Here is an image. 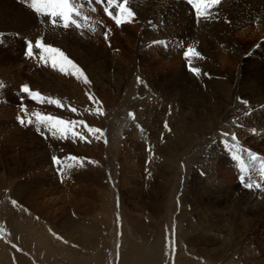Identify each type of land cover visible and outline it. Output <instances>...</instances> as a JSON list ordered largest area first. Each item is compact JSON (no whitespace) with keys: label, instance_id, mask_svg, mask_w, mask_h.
<instances>
[{"label":"rangeland","instance_id":"rangeland-1","mask_svg":"<svg viewBox=\"0 0 264 264\" xmlns=\"http://www.w3.org/2000/svg\"><path fill=\"white\" fill-rule=\"evenodd\" d=\"M9 1L25 12L32 13L31 15L39 22V25L24 30L22 27L15 28L14 23L7 27L4 22L0 23V28L2 27V30L0 29V36L2 37L0 66L3 67L1 69L3 72L0 70V77L14 88L25 84L35 93H39L36 100L23 101L28 109V116H31L32 113L41 115L49 113L67 121H77V124L71 126L70 131L66 133L68 138L65 139L59 138V135L51 138L50 129L45 130L44 128V135L42 128L38 131L36 127H30L27 123H25V127L29 129V132L35 130L33 137L32 135L27 136L18 146H6V142L0 139L2 146L0 147V239L5 245L25 258L21 262L15 257L7 260L3 258L4 252H0V264H122L124 252L129 249H136L133 257L135 261L131 264H176L179 256L178 245L183 239L185 240V237H182L185 233L184 227L191 216L192 219H195L194 216L196 217L197 211L194 210L192 200L196 201L202 196V186L207 176L216 179L225 178L220 175L223 167L220 159L225 157L228 160V157L221 152L222 144L217 136L231 133L230 137H235L236 127L232 123L235 124V121L236 126H238V119L233 117L216 127L213 132L207 133L203 131L207 127L203 121L199 120L200 122L194 121L192 123V118H189L186 120L181 135L182 139L177 142L178 144L176 143L175 150L166 148L167 139L164 137L158 139L159 137L152 134L150 127H148L152 119H154V124L156 121L159 123V118L155 116H157L156 111H160L159 108L162 105L159 100L152 99L153 96L149 94L155 89L141 90L149 75L146 78L140 71H133V74L129 72L123 77L122 88L119 95H116L110 85H102V77L98 74L92 77L81 70L77 72V75H80V79H77L76 75L73 77V74L67 70L62 72L60 65L63 64V61L58 54H56L58 66L55 68L52 67V55L43 61H35L28 56H23V43L18 37L42 38L45 45L49 44L60 49L65 57L71 56V53L74 55L73 51L78 49V43H81L79 35L91 40L90 37H87L91 26L85 24L88 21H83V28L81 29L71 27L73 28L71 30L70 27H53L48 22L47 16H39L18 1ZM11 12L13 13V11ZM4 15L5 12L1 13L0 17L2 18ZM123 15L128 17L126 14ZM80 16L82 19L85 18L83 15ZM96 22L110 29L116 37L123 38L121 26L114 25L115 22L113 25ZM65 31L66 33H64ZM103 31L107 33L104 29ZM103 38L105 45L111 44L109 38ZM87 39L84 41L90 42ZM148 40L150 39L144 41L143 49L146 45L150 47V43H152L150 45L154 44L153 41ZM56 42L58 43L56 44ZM136 43L137 41H135ZM152 48L158 53L161 50L155 45ZM182 49L181 46V50H177V53H182L184 51ZM144 52L147 53L148 51ZM75 56L77 55L75 54ZM77 59L78 57H76ZM6 72L7 74H5ZM83 75L87 77V80L92 78L91 84L84 82L85 76ZM158 76L161 77L160 73L154 75V78H159ZM150 77L152 76L150 75ZM140 78L141 80H139ZM46 91L49 93L47 94ZM89 96L95 98V104L89 100ZM46 98L58 99L63 107L40 102ZM7 99L8 101L1 100L0 106L3 104L5 107L3 111L13 119L7 117H1V119L5 128L8 127L12 133V126L14 129L19 128L18 130L22 126L19 121L15 122L14 118L23 116L27 121L28 116H25L20 108L21 100L18 101L12 96ZM247 104L244 103V105ZM238 105L234 106V111L240 108ZM71 107L76 108L77 111H70ZM139 109L142 110L139 111ZM96 112L102 114L96 115ZM129 113L134 114V119L129 116ZM12 121L16 124H12ZM79 121H84L90 127L101 129L103 137L97 139L95 135L82 127ZM133 121L135 124L137 122L140 125L143 123L148 127L140 126L144 131L146 129L150 131V136L145 134L143 130L141 131L142 137L148 138L147 143L139 142L137 136L139 129L133 125ZM2 124H0V132L4 134L5 129L1 127ZM61 126L65 127L63 125L59 127ZM14 132H17V129ZM72 132L81 133L86 139L81 140L79 136H73ZM209 134H212V137L204 138ZM28 139L29 142H27ZM232 139L234 140V138ZM199 142L200 144L197 146ZM148 143L149 150L147 148ZM229 143L231 142L229 141ZM212 146L215 148L209 150V154L204 156L205 150ZM43 155L45 156V164H40L39 160ZM54 156L62 158V163L55 168L52 160ZM232 173L236 175L234 170ZM236 177L235 179H237ZM21 183L24 185V194L22 193L20 200H15L11 197L13 188ZM257 183H261L262 187L261 189H254L258 195L255 203L253 190L242 188L239 192L241 197L242 195L246 196V199L243 198V200L247 201H244L243 204L248 207L245 211L246 216L251 218L250 225H247V229H249L245 230L241 225L238 226L240 235H237L240 237L235 235L236 244L234 247L230 245L224 247L227 243H221L216 239L214 240L216 241L215 244L207 242L203 245L206 254L203 253L199 257L195 256L196 264H264V211L258 218L250 212L253 205L259 206L257 199L260 200V205L264 206V181ZM156 185L161 186L160 196L163 207L161 208L162 212H156L153 216L144 199L138 194L144 196L148 188H156ZM136 189L138 194L133 197V190ZM247 195L253 200H248ZM13 201L16 203L14 204ZM39 207H41L40 210ZM64 216L69 218L74 216L75 220L78 221H76L78 226L81 225V229L78 227L75 231L66 228L62 231L61 227L64 224L62 218ZM136 219L144 225L146 221L153 220L155 222L156 230L150 239H141L135 234L131 235V232L130 234L124 233L125 227L133 229V223ZM86 223L89 227L85 226ZM96 223L101 226L95 227ZM86 230L90 231L86 232ZM148 230L154 231L149 227ZM90 232L94 237L97 234L103 235L101 243L97 242L93 246L90 245L89 241H86L84 244V240H86L87 235H90ZM213 234L215 238L219 239L218 233L213 232ZM155 235L157 240L153 239ZM226 235L229 236L227 231L222 232L220 239L223 237L224 241ZM79 237L82 240L81 244L74 242ZM93 248L94 251L96 250L95 252L92 251ZM97 252L103 255L102 261H97Z\"/></svg>","mask_w":264,"mask_h":264},{"label":"bare ground","instance_id":"bare-ground-1","mask_svg":"<svg viewBox=\"0 0 264 264\" xmlns=\"http://www.w3.org/2000/svg\"><path fill=\"white\" fill-rule=\"evenodd\" d=\"M127 7L132 9L135 16L131 18L130 22H123L119 25L123 33L122 39L116 37V35H114L115 33L110 29H107L97 22H94V24L84 22L92 27H90L89 36H87L90 37L91 40L79 35L82 44L78 43L79 48H75L76 50L73 51L74 55L71 53V56L66 57L67 61L73 63L68 64L63 58L61 60L63 61L65 70L71 74L84 70L88 73V76L91 75L92 77L98 74L102 77V85H110L116 92V95H119L120 89L122 88L123 77L129 72L140 71L145 77L149 75L147 76L148 78L146 77L147 79L145 78L146 81L141 90L149 91L155 89L156 91H151L149 94L153 96L152 99L156 101L159 100L162 105L159 108L160 111H156L157 116H155L159 118L158 121L161 124L157 121L155 122L156 124H154V119H152L148 127H150L152 134L159 137L158 139H162V137L167 139V144H164L168 149L175 150L176 143L182 139L181 135L185 128L186 120L189 118H192V123L199 120L203 121L207 126L203 131L207 133L213 132L216 127H219L233 117L239 121L238 126H236L237 124L234 120L235 124L232 123V125L236 127V135L234 134L235 137H232L234 138V140L232 139L233 142L230 141L231 143H229L228 139L226 140V138L224 139L223 137L221 138V136H217L222 144V147H220V149H222L221 152L224 156L228 157V160L225 159V157L220 159V163H223V167L221 168L222 173L220 171V175L225 178L216 179L207 176L202 186V196L196 199V201L192 200V204L195 208L194 210L197 211V213H195L196 217L194 216L195 219H192L191 216L189 221L186 220L187 223L184 227L185 233L184 236H182L185 237V240L183 239L178 245L179 256L176 264H196L195 256L199 257L203 253L206 254L203 245L207 242L215 244L216 241L219 240L221 243H227L224 247L228 245L234 247L236 244L235 235L240 237L238 236L240 235L238 226L241 225L245 230H248L249 228L247 229V225L251 222V218H248L245 213L248 207L246 204H243L244 201H247L243 200V198L246 199V196L242 195L241 197L239 192L242 188L251 189L253 192L255 191L254 189H261L255 186L247 188L245 187V183L247 182L241 183L239 180L241 175L240 177H236L238 173L236 165L237 159L234 157L235 153L233 150H239V148L250 150L249 148H251L254 150V152H252L254 155L258 153L264 156V0H221L220 3L213 8L212 18L207 20L198 19L197 15L192 14L184 3L176 0H129ZM78 10L82 12L79 8ZM0 11V14L5 12V17H0V23L4 22L6 27L14 23L15 28L22 27V29L26 30L39 25V22L31 15L32 13L29 14L25 12L20 7L13 5L9 0H0ZM11 11H13L15 15ZM122 14L128 15L127 12ZM127 19H129V17L123 15V20ZM116 24L115 22L114 25ZM70 29L73 30L71 27ZM103 29L107 32V38L111 40L109 41L111 42L109 45L103 43V37H106ZM64 33H66V31ZM148 38L150 39L148 41L157 43L153 45H150L152 44L150 43V47L146 45L145 49H143L142 45ZM85 39L90 42L84 41ZM135 41H137L136 44ZM183 42L187 44L186 47L191 46L194 50L189 60H191V66L193 68L200 69V74H194L188 66L189 60L184 59L181 53H177V50H181V44ZM57 43L58 42H56V44ZM154 45L161 49L159 53L152 48ZM65 47L67 48V46ZM183 49L185 50L186 48L184 47ZM144 51L148 52L145 53ZM75 54L77 56H75ZM76 57H78L77 60ZM2 68L0 66V70ZM158 73H160L161 77L158 76L159 78H154V75ZM5 74H7V72ZM150 75L152 77H150ZM74 76L75 75H73V77ZM90 80L87 84H91ZM139 80H141V78ZM42 86L44 87V85ZM48 93L49 92H47V94ZM244 103L248 104L244 105ZM236 104H239L240 108L234 111L233 108ZM0 107L2 108L0 110V124H2L3 120L1 117H12L3 111L5 108L3 104ZM141 110L142 109H139V111ZM14 120L18 122L16 117ZM7 121L10 123L9 120ZM15 122L12 121V124H16ZM132 123L139 129L137 134L139 142L147 143L146 140H148V138L142 137L143 133L141 131L143 129H141L140 126L148 127L143 123H141V125L138 122L135 124V121ZM1 127L5 129V131L2 130L4 134L0 132V139L6 142V146H18L27 136L29 137V135H32L33 137L35 131L29 132V129L26 128L25 125H22L20 130L16 128L17 132H14L16 129L12 126V133L8 127L5 128L3 124ZM41 128L43 131L41 132L45 135L44 127L41 126ZM144 133L150 136V131L148 129H146ZM207 137H212V134L206 135L204 138ZM27 142H29V139ZM89 142L91 143V141ZM0 147L2 146L0 145ZM147 148L149 150V143ZM213 148H215V146L205 150V152L202 151L204 152V156L209 154L208 151ZM43 153L45 154V151ZM39 163L45 164L44 155L41 156ZM55 167H57L56 164H54V168ZM233 170L236 175L232 173ZM235 177L237 179H235ZM254 183L257 182L254 181ZM23 188L24 185L22 183L16 185L13 188L11 197L15 200H20ZM160 190L161 186L156 185V188H148V190L145 191V195L142 196L138 194V190L136 189L133 190V197L138 194L144 199L154 216L156 212H162L161 208L163 207V202L161 201ZM257 196L256 192H254V203ZM248 200L253 199L248 196ZM259 201L257 199L259 206L253 205L250 209V212L257 218L261 217L260 215L264 211V206H261ZM37 204L41 206L39 203ZM38 209L40 210L41 207ZM68 218V216L62 218L64 222L61 227L63 229H61L62 231L66 230V228H68V230L74 229L75 231H77L78 227L81 229V225L79 224L78 226V221L75 220L74 216ZM133 224V229H129L128 227L124 228L125 234H130L131 232V235L135 234L136 237L141 239H150L156 230V224L153 220L149 222L146 221L144 225L139 223L136 219ZM99 225L96 223L95 227ZM85 226L87 227L88 224L86 223ZM148 227L154 231H149ZM87 231L88 230H86V232ZM225 231H227L229 236L226 235V239L223 241V237L221 239L220 237L222 232ZM213 232L219 234V239L213 236ZM89 234L90 235L86 236L84 244L86 241H89L91 243L90 245L93 246H95L97 242L101 243V237L103 235L97 234L94 237L92 236L93 234L91 235V232ZM99 236L100 239H98ZM155 237L157 236L155 235L153 239ZM215 239L216 241H214ZM74 242L81 244L82 240L79 237L76 238ZM103 244L102 242V245ZM92 251L95 252L96 250L94 251L93 248ZM0 252H4L3 258L7 260L15 257V259L21 262L25 259L20 253L15 252L14 249L5 245L2 239H0ZM135 253L136 249L126 250L122 259V264H131L135 261L133 258ZM96 256L97 261H102V254L100 255V253L97 252Z\"/></svg>","mask_w":264,"mask_h":264},{"label":"snow or ice","instance_id":"snow-or-ice-1","mask_svg":"<svg viewBox=\"0 0 264 264\" xmlns=\"http://www.w3.org/2000/svg\"><path fill=\"white\" fill-rule=\"evenodd\" d=\"M129 0H122V2L118 5L119 11L121 13L127 12L129 19L123 20L121 18L113 17L116 20L117 25H120L123 22H130L131 18L135 16V13L132 11L131 8L127 7ZM195 6L196 13L198 19L207 20L212 18V11L213 8L220 3V0H190ZM79 0H31V6L35 10V12L39 16H47L48 22L53 27H63V28H69V27H76L79 28L81 25L78 23V17L80 16V11L78 10ZM108 4H112L113 0H107ZM108 15H112V13L109 11ZM105 36L107 38V33H105ZM157 43V42H154ZM36 47L42 51V53H48L52 54V67H57V59L56 54H58L61 58L67 61V58L64 56V54L61 52L60 49L53 47L52 45H45L43 43V39L39 38L36 42ZM193 49L191 47L187 48L184 55L185 57H189L191 53H193ZM30 58L33 56V44L31 41L27 44V53ZM198 55V54H197ZM40 59H44V56L41 55ZM68 64H72L73 62L67 61ZM189 68L194 74H200L199 68H193L191 66V60H189ZM60 70L64 71V65H60ZM73 75H76L77 79H80V75H77V73H72ZM84 82L88 83L87 77H84ZM21 92L23 94H28L29 97L33 100L37 99V96L39 93H34L30 90V87L28 85H22L21 86ZM89 100L95 104V98L92 96H89ZM41 103L47 102L57 105L58 107H63L62 103L58 99L53 98H46L42 99L40 101ZM21 110L24 112L25 116H28V109L23 104V97H21ZM70 111L76 112L77 109L74 107L70 108ZM96 115H101L102 113L96 112ZM32 116H35L36 119L34 120ZM129 116L134 119V114L129 113ZM19 123L21 125H25L27 123L28 125H34L37 127V130L39 131L41 126L44 128L51 130V135L53 137H57L59 135V138L65 139L68 138L66 133H68L71 129V126L77 124V121H67L60 117H54L50 114H44L41 115L39 113H32L31 116H28L27 121H25V118L23 116L17 117ZM80 125L82 127H85L89 133H92L95 135L97 139H100L103 137V131L101 129L93 128L88 126L84 121H79ZM60 125H64L65 127H59ZM43 134V133H42ZM73 136H79L81 140H85L83 134L78 132H72ZM228 133H224V136H228ZM238 158V157H237ZM251 158L255 160L257 157L252 155ZM53 163L56 165L61 164V157H52ZM245 174H247V169H244ZM241 181L244 182L245 175H241L240 177ZM262 179H264V173H262ZM248 183H245V187L252 188L255 186L256 188H261L260 183H254L251 182V178L249 177ZM15 204L16 202L13 201Z\"/></svg>","mask_w":264,"mask_h":264}]
</instances>
